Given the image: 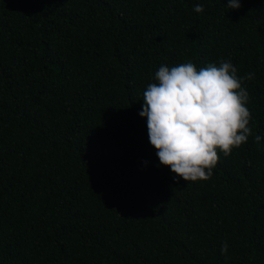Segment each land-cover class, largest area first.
<instances>
[{
  "label": "trees",
  "instance_id": "trees-1",
  "mask_svg": "<svg viewBox=\"0 0 264 264\" xmlns=\"http://www.w3.org/2000/svg\"><path fill=\"white\" fill-rule=\"evenodd\" d=\"M240 3L0 0V264H264V0ZM221 59L254 74L252 134L185 182L143 93Z\"/></svg>",
  "mask_w": 264,
  "mask_h": 264
},
{
  "label": "clouds",
  "instance_id": "clouds-1",
  "mask_svg": "<svg viewBox=\"0 0 264 264\" xmlns=\"http://www.w3.org/2000/svg\"><path fill=\"white\" fill-rule=\"evenodd\" d=\"M227 7L238 10L240 0H227ZM193 10L204 11L199 4ZM253 77H238L237 68L224 59L199 69L191 62L160 66L139 113L147 119L149 143L160 165L185 182L208 180L219 160L217 150L227 157L252 134L245 106L249 94L242 83ZM261 139L255 136L256 142ZM227 249L225 241L221 254Z\"/></svg>",
  "mask_w": 264,
  "mask_h": 264
}]
</instances>
